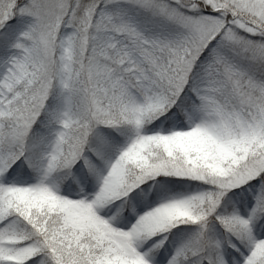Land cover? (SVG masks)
Returning <instances> with one entry per match:
<instances>
[{
    "label": "snow or ice",
    "instance_id": "snow-or-ice-1",
    "mask_svg": "<svg viewBox=\"0 0 264 264\" xmlns=\"http://www.w3.org/2000/svg\"><path fill=\"white\" fill-rule=\"evenodd\" d=\"M0 264H264V0H0Z\"/></svg>",
    "mask_w": 264,
    "mask_h": 264
}]
</instances>
